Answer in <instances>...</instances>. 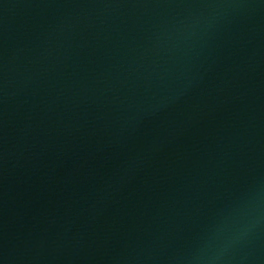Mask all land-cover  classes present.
<instances>
[{
    "label": "water",
    "instance_id": "obj_1",
    "mask_svg": "<svg viewBox=\"0 0 264 264\" xmlns=\"http://www.w3.org/2000/svg\"><path fill=\"white\" fill-rule=\"evenodd\" d=\"M0 264H264V0H0Z\"/></svg>",
    "mask_w": 264,
    "mask_h": 264
}]
</instances>
